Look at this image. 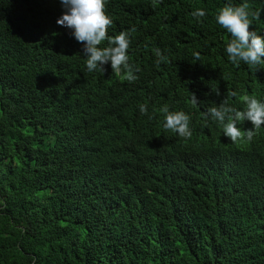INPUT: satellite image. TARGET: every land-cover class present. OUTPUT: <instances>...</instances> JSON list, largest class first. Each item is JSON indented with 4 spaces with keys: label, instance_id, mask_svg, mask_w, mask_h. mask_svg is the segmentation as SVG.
<instances>
[{
    "label": "trees",
    "instance_id": "16d2710c",
    "mask_svg": "<svg viewBox=\"0 0 264 264\" xmlns=\"http://www.w3.org/2000/svg\"><path fill=\"white\" fill-rule=\"evenodd\" d=\"M224 2L107 0L109 35L134 29L129 82L86 70L59 0H0V264H264V125L233 142L204 117L264 98V64L228 61ZM235 2L264 30V0Z\"/></svg>",
    "mask_w": 264,
    "mask_h": 264
},
{
    "label": "clouds",
    "instance_id": "9594fccd",
    "mask_svg": "<svg viewBox=\"0 0 264 264\" xmlns=\"http://www.w3.org/2000/svg\"><path fill=\"white\" fill-rule=\"evenodd\" d=\"M62 15L56 20L70 30L77 42L82 43V53L86 59V70L104 72V65L109 64L117 78L125 73V78L135 81L138 77L129 63V47L131 44V31L122 30L116 35H109V28L113 24L112 18L106 13L107 0H59ZM198 21L206 17V10L198 8L192 13ZM260 12L250 11L246 3H236L235 0H225L222 7L215 14V22L226 30L230 39L225 45L228 61L239 66L241 62L250 68H258L264 64V30H249L253 21L259 19ZM157 63L166 60L161 50H155ZM135 71H139L136 69ZM231 95L236 96L235 92ZM191 102L197 105L194 95ZM245 107L238 110L232 107L225 98L218 106L209 108L205 119H212L222 125V134L235 142L242 137L251 141L255 131L264 125V98L254 96L243 97ZM142 113L146 106L141 105ZM164 116L163 128L171 130L185 139L191 138L190 114L185 111H170L166 106L162 109Z\"/></svg>",
    "mask_w": 264,
    "mask_h": 264
}]
</instances>
